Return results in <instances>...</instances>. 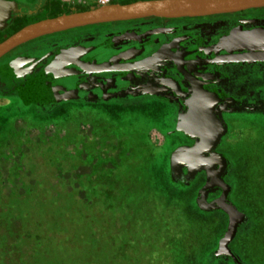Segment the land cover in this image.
<instances>
[{"label":"rangeland","instance_id":"rangeland-1","mask_svg":"<svg viewBox=\"0 0 264 264\" xmlns=\"http://www.w3.org/2000/svg\"><path fill=\"white\" fill-rule=\"evenodd\" d=\"M65 104L25 119L31 103L0 102V264H235L217 250L228 224L220 190L205 187L210 168L174 161L193 141L168 109ZM225 120L211 152L226 158L238 217L227 246L242 264H264V112Z\"/></svg>","mask_w":264,"mask_h":264},{"label":"flooded vegetation","instance_id":"flooded-vegetation-1","mask_svg":"<svg viewBox=\"0 0 264 264\" xmlns=\"http://www.w3.org/2000/svg\"><path fill=\"white\" fill-rule=\"evenodd\" d=\"M13 1L19 7L0 26V41L28 23L55 16L44 10L51 0ZM80 50L74 59L72 52ZM249 52L264 54V6L74 27L32 38L0 56V102L21 98L31 103L33 111L25 119L60 110L65 103L79 110L159 107L169 110L174 126L194 93L201 106L214 104L225 134L226 114L264 112V60L224 57Z\"/></svg>","mask_w":264,"mask_h":264},{"label":"water","instance_id":"water-1","mask_svg":"<svg viewBox=\"0 0 264 264\" xmlns=\"http://www.w3.org/2000/svg\"><path fill=\"white\" fill-rule=\"evenodd\" d=\"M262 6H264V0H134L126 3L101 4L85 10L39 19L20 27L0 41V56L32 38L89 24L147 16H200ZM18 7L19 4L13 0H0V26L4 24L9 13L16 11ZM82 52L83 50L72 52L74 59H77ZM231 56L236 60H264V54L256 55V53H233L224 57L231 58ZM72 63L79 68L82 66L76 62ZM108 63L109 61H106L102 65H108ZM71 69L74 68L71 67ZM200 100L201 97L192 93L184 101L186 110L178 114L176 130L195 140L191 145L176 150L173 159L176 163L185 164L190 170L200 167L210 168L205 187L220 190L216 203L228 217L227 228L218 239L217 250L230 257L235 264H242L227 246L234 235L238 217L234 207L227 202L228 186L222 179L226 160L222 154L211 152L224 132V125L214 113V104L209 102L201 106ZM206 152L209 153L206 154ZM210 163H216L217 166L214 168V164L210 165Z\"/></svg>","mask_w":264,"mask_h":264},{"label":"trees","instance_id":"trees-1","mask_svg":"<svg viewBox=\"0 0 264 264\" xmlns=\"http://www.w3.org/2000/svg\"><path fill=\"white\" fill-rule=\"evenodd\" d=\"M51 1H52V3H50V4H46L45 3L43 5V6H45L44 10L47 11L48 13H51V15H56V14H59V13H69V12H74V11L85 10V9H88L89 7H92V6L96 7V4L95 5L92 4L91 6L88 7V6H85V5H71V4H68V3H65V2H61L60 0H51ZM118 3H126V0L119 1ZM22 197L24 198V196H22ZM40 200L42 201V198ZM262 241H263V239H261L260 243L258 244L260 247H261Z\"/></svg>","mask_w":264,"mask_h":264},{"label":"built area","instance_id":"built-area-1","mask_svg":"<svg viewBox=\"0 0 264 264\" xmlns=\"http://www.w3.org/2000/svg\"><path fill=\"white\" fill-rule=\"evenodd\" d=\"M77 1H80V0H77ZM98 2L102 3L104 0H97Z\"/></svg>","mask_w":264,"mask_h":264},{"label":"bare ground","instance_id":"bare-ground-1","mask_svg":"<svg viewBox=\"0 0 264 264\" xmlns=\"http://www.w3.org/2000/svg\"><path fill=\"white\" fill-rule=\"evenodd\" d=\"M213 164H216V163H210V165H213ZM214 168H215V166H214Z\"/></svg>","mask_w":264,"mask_h":264}]
</instances>
